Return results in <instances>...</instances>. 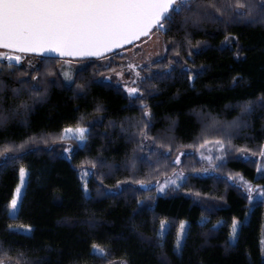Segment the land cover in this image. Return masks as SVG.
<instances>
[{"label": "trees", "instance_id": "16d2710c", "mask_svg": "<svg viewBox=\"0 0 264 264\" xmlns=\"http://www.w3.org/2000/svg\"><path fill=\"white\" fill-rule=\"evenodd\" d=\"M187 31L192 33L191 45L184 41L185 31L179 25L161 33L164 50L166 44L172 45L170 38L182 46L179 49L168 46L163 59H154L138 69L142 76L163 73L164 65L179 51V62L170 75H155L154 79L143 81L146 89L156 85L153 94L145 99L155 113L149 136L157 137V143L147 147L156 149L161 140L172 144L171 157H161L159 168L156 162L147 163L149 152L147 147H139L138 129L127 127L128 121L124 120L131 117L132 122L138 121L142 109L127 106L128 95L123 87L102 80L105 73L122 68L124 56L121 51L130 46L107 55V59H59L21 54L23 59L16 71L11 76L4 74V91L0 95L9 107L13 104L12 89L20 86L17 77L21 72H44L50 67L54 73L47 77L53 81L47 96L36 102L27 117L30 126L24 127L23 117H17L9 121L6 131H0V151L13 140L17 144L29 140L36 149L8 160L6 166L0 168V261L68 264L70 253H80L85 257L80 264H112L116 261L161 264L162 258L166 264H249L245 253L250 252L252 264H264L260 255L264 202L257 200L255 207L250 208L247 193L225 176L238 175L252 185H264V176L257 171V164L264 162L259 154L264 145V108L257 107L250 115L240 116L239 106V102L255 99L264 92V21L226 24L208 19L199 26L190 25ZM225 37L232 39L225 43ZM197 42H201L200 45ZM197 46L200 51L193 52L189 58V50ZM28 61L39 67L29 69ZM185 61L190 69L205 67L194 82L187 79V71L180 70ZM105 64L107 67H102ZM3 66L7 67L6 61ZM64 70L71 72L77 83L97 82L89 83L86 96L74 97L71 90L62 86ZM233 77H237L235 83ZM97 103L103 105L100 112L95 111ZM134 104L138 105L139 100ZM208 114L221 122L240 117L247 126L231 129L232 143L222 167L214 174L201 175L195 172L205 167V160L189 154L187 149L206 141L228 139L219 127L211 126ZM94 116H102L103 121L92 126L93 135L87 148L74 147L65 155L66 146H75L76 142L59 139L63 129L75 127ZM173 121L175 126L169 132ZM122 122L126 130L121 129ZM169 136L174 139L170 141ZM237 149H242L248 159H244ZM133 152L138 168L135 173L125 167ZM178 152L187 153L182 155L181 163L165 166L164 160L174 159ZM97 155H103L118 167L99 169L87 178L93 199L86 201L81 190L80 170L90 167L89 158ZM151 158L155 161V153ZM22 165L30 175L17 215L10 218L7 205L19 181ZM178 168L189 174L187 182L179 189L169 188L166 193L157 194L156 187L144 191L134 183L144 179L154 184ZM101 174L105 188L115 185L117 180L127 181L128 185L119 195L97 198ZM150 196L155 199L146 200L142 211L133 215L137 199ZM209 208L212 210L208 211ZM202 214L208 217L204 225L199 224ZM233 217L241 221L239 243L235 249L226 250L224 245ZM165 218L171 223V230L161 249L156 247L154 229H158L160 220ZM181 220L188 221L190 229L182 255H177L173 248ZM216 221H221V226L213 231ZM10 224H31L33 230L31 233L10 231ZM94 242L106 250V256L87 255Z\"/></svg>", "mask_w": 264, "mask_h": 264}, {"label": "snow or ice", "instance_id": "6c2138e0", "mask_svg": "<svg viewBox=\"0 0 264 264\" xmlns=\"http://www.w3.org/2000/svg\"><path fill=\"white\" fill-rule=\"evenodd\" d=\"M211 19L215 22H235V23H255L257 20L264 21V0H0V93L4 91V74L11 76L16 68L20 66L23 59L21 54L35 53L44 54L55 53L59 57L73 56L86 57L94 56L101 59H107L106 54L112 53L113 49H121L124 45L133 43L141 37H147L155 30L160 33H167L173 26L179 25L181 30L185 31L183 37L189 45H191V32L187 28L191 26H199L206 20ZM172 39V45H167L164 54L167 53L168 46H175L179 49L182 45L179 41ZM232 37H225V43L230 41ZM200 45L201 42H197ZM200 47H194L189 50L188 57L191 58L193 52H199ZM119 54V53H117ZM156 59H163L161 54L156 55ZM6 61L7 67L3 66ZM15 62V63H14ZM112 61L109 60V63ZM179 62V51L176 56L164 65L163 73L149 74L142 76L141 69L144 65L137 63H128L127 69L135 70L134 84L136 87H128L125 84V89L128 95V107L138 106L142 109L140 119L132 122L131 117H125L128 121L127 127L138 129L140 137L139 147L146 148L148 145L157 143V137H150L149 132L154 124L155 113L151 106L146 102L145 97L151 96L156 88L155 84L150 85L148 89L143 87L145 79L152 80L155 75L168 76L171 74L175 64ZM151 63V60H149ZM29 69L39 67L33 65L32 61H28ZM63 68V65H61ZM107 67V64L102 65ZM122 71L116 72V75L122 76ZM180 70L187 71L189 75L187 79L194 82L196 76L205 71V67L190 69L187 67L186 61L181 64ZM111 71V70H110ZM54 75L50 67H46L44 72H21L17 77L19 87L12 89L13 104L9 107L5 106V99L0 95V131H6L9 121L23 117L22 124L24 127H29L30 122L27 117L31 114V110L36 106V102L44 99L49 90V85L53 82L47 77ZM64 81L62 86L72 91L74 97H82L87 95L89 83H95V80H85L77 83L76 77L69 71H62ZM31 77L28 79V77ZM242 78V77H241ZM110 80V77L108 78ZM237 81V77H233V82ZM75 84V88L72 85ZM194 86V83L192 84ZM139 100V104L134 102ZM241 108L240 116L250 115L257 107L264 108V92L260 93L255 99L248 98L239 102ZM96 112L103 109L102 104H95ZM213 128L219 127L220 130L228 137L227 140L220 138L216 141L219 145L220 154L213 157L201 156L206 159L208 167L199 169L201 173H209L210 171H218L228 159L227 153L230 151L232 143L231 129L235 127L247 126V122H241L240 117L232 121L221 122L215 116L208 114ZM103 121L102 116H94L92 119L78 124L75 127H65L59 139H72L76 141V145H69L64 149L69 152L71 149L87 148L89 138L93 135L92 126ZM110 124L113 121H109ZM143 124L141 127L140 125ZM175 126V121L169 126V132ZM121 129H125L124 122L121 123ZM106 135V133H105ZM174 137L169 136L171 141ZM47 143V140L44 141ZM160 146L156 149L147 147L149 158L147 163H157V168L160 167L159 160L161 157H171L172 144L159 141ZM34 143L29 140H23L17 144L14 140L8 142L7 147L0 151V168L6 166L8 160H15L20 156L34 151ZM244 159H248L247 154L242 149H237ZM155 153V161L151 156ZM259 154L261 161H264V145L260 147ZM182 155H187L186 152H178L174 159H165L164 165L169 164L179 165ZM141 159H145L143 156ZM88 164L90 167L82 168L80 179L82 181V195L84 200H92V191L89 188L87 178L95 173V171L103 168L114 170L118 165H114L108 161L103 155H97L89 158ZM135 173L137 168L136 154L133 152L132 158L125 165ZM257 171L261 176H264V162L257 164ZM29 171L22 165L19 168V182L17 183L13 195L7 205L10 218L17 215V209L20 207L25 187L28 183ZM188 173L183 170L176 171L169 176H165L164 182L159 180L153 184L151 181L144 179L134 181L144 191L156 187L157 194H164L169 188L179 189L188 180ZM217 179L222 177L217 176ZM237 178L228 176V181H235ZM103 174H101L100 185L97 189V198L116 196L124 191V187L128 185L127 181L117 180L116 184L105 188L103 186ZM237 187H243L247 192V199L250 202V208H254V202L259 200L264 202V185L253 186L249 181L239 178ZM155 196L138 198L137 208L133 210V215L142 211L146 200H154ZM212 209L209 208L208 211ZM246 216L248 213L245 214ZM208 222V217L201 215L199 220L200 225ZM88 223H95L88 221ZM221 226V221H216L212 226V230L216 231ZM241 221L233 217L229 226L228 237L225 242V248L235 249L239 243ZM10 231L31 233L33 230L31 224L9 225ZM190 223L181 220L176 232L174 241V252L177 255H182L188 239ZM171 230V223L167 219H161L159 228L154 229L157 238L156 247L163 249L166 244L167 233ZM148 242H151L150 239ZM2 247V244H0ZM203 247V245H202ZM21 256L24 254L21 253ZM89 256L104 257L107 255L106 250L99 244L93 243ZM249 264H252L251 253L246 252ZM260 255L264 258V238H262ZM84 254H69L68 264H80ZM0 264H3L0 261ZM123 264H128L124 261ZM161 264H166V260L162 258Z\"/></svg>", "mask_w": 264, "mask_h": 264}, {"label": "rangeland", "instance_id": "374dc122", "mask_svg": "<svg viewBox=\"0 0 264 264\" xmlns=\"http://www.w3.org/2000/svg\"><path fill=\"white\" fill-rule=\"evenodd\" d=\"M0 51H4V50H0ZM121 52H122L121 54L124 56V65H123L124 67H123L122 76L118 77L116 75V72L122 71V68H121L120 70L115 71V72L105 73L102 76V80L106 81V82H111L115 85H119V86L123 87V89L126 91L125 84H127L128 87H136L137 86L136 84L132 83V81L136 79V77L134 75L135 70L127 69V67H126L127 64L128 63H137V64L142 63L145 66L149 63V60L152 61V60L156 59L157 54L163 55L164 44H163V41L161 38V33L157 32V31L152 32V34L150 36L142 38L141 40H139L138 42H136L135 44H133L129 48L122 50ZM109 77H110V80H108ZM67 140H72V139H67ZM37 141L43 142L42 140H39V139H37ZM67 144H70V141ZM68 146H66V148ZM187 151L189 154L194 155L195 157L197 156L199 159H201L202 155L204 157H207L209 155H212L213 157H215L216 155L220 154L219 145L213 141H206L203 144L195 145V146L191 147L190 149L188 148ZM65 155H68L67 152ZM204 160H205L204 161V165H205L204 168H206V167H208V162L206 159H204ZM201 168H199V169H201ZM199 169L197 170V172H195V174H201V175H203V174H214V171H210L209 173H201V172H199ZM179 170H180V168H178L176 171H179ZM80 176H81V172H80ZM225 176H226V178L228 176L236 177L237 179L235 181H231V182H233V184H235V185L239 184L240 176H238V175H225ZM164 178H165V176L160 178L159 182L163 183ZM253 186H255V185H253ZM241 188L243 189V187H241ZM243 190L246 192L245 189H243ZM184 221H186V220H184ZM262 236H263L262 238H264V231H263ZM3 264H14V263L4 262ZM112 264H123V262H117L116 261Z\"/></svg>", "mask_w": 264, "mask_h": 264}, {"label": "water", "instance_id": "95a60500", "mask_svg": "<svg viewBox=\"0 0 264 264\" xmlns=\"http://www.w3.org/2000/svg\"><path fill=\"white\" fill-rule=\"evenodd\" d=\"M142 38L144 37H141L139 40H141ZM139 40L133 42V43H130V44H127V45H124L123 48H126V47H129V46H132L133 44H135L136 42H138ZM121 48V49H123ZM121 49H113L112 50V53L118 51V50H121ZM0 50H3V49H0ZM5 51V50H4ZM25 55H35V56H42V57H53V58H59V59H97L99 57H94V56H86V57H73V56H65V57H59L57 54L55 53H49L47 56H45L44 54H35V53H24ZM111 53H108L106 54L109 55ZM15 63V62H14Z\"/></svg>", "mask_w": 264, "mask_h": 264}]
</instances>
